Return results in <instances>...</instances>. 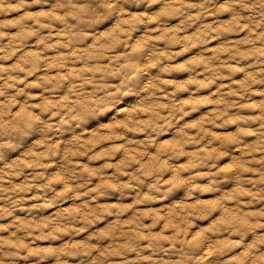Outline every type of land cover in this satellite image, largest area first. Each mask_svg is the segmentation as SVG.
Returning <instances> with one entry per match:
<instances>
[{"label": "clouds", "instance_id": "1", "mask_svg": "<svg viewBox=\"0 0 264 264\" xmlns=\"http://www.w3.org/2000/svg\"><path fill=\"white\" fill-rule=\"evenodd\" d=\"M0 264H264V0H0Z\"/></svg>", "mask_w": 264, "mask_h": 264}]
</instances>
